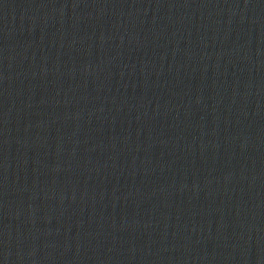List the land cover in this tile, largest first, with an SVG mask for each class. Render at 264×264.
I'll return each instance as SVG.
<instances>
[{"label": "water", "instance_id": "water-1", "mask_svg": "<svg viewBox=\"0 0 264 264\" xmlns=\"http://www.w3.org/2000/svg\"><path fill=\"white\" fill-rule=\"evenodd\" d=\"M0 264H264V0H0Z\"/></svg>", "mask_w": 264, "mask_h": 264}]
</instances>
